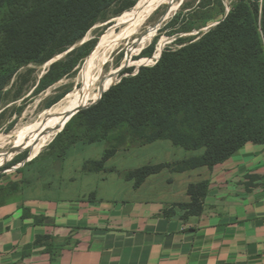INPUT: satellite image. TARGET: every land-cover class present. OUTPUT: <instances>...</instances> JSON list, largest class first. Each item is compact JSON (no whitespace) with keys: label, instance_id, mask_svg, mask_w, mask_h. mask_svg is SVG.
Masks as SVG:
<instances>
[{"label":"crops","instance_id":"obj_1","mask_svg":"<svg viewBox=\"0 0 264 264\" xmlns=\"http://www.w3.org/2000/svg\"><path fill=\"white\" fill-rule=\"evenodd\" d=\"M65 137L0 178V264H264V145L176 171L202 151L126 140L95 168L113 143Z\"/></svg>","mask_w":264,"mask_h":264},{"label":"trees","instance_id":"obj_2","mask_svg":"<svg viewBox=\"0 0 264 264\" xmlns=\"http://www.w3.org/2000/svg\"><path fill=\"white\" fill-rule=\"evenodd\" d=\"M114 1L0 0V91L20 67L44 62L79 41ZM135 1L128 0L127 8ZM79 113L87 123L75 140L113 143L95 168L130 137L202 151L176 163V171L212 168L248 142L264 145V0H240L197 41L164 50L153 67L122 77ZM121 127L122 134L110 136ZM164 166L142 167L128 177L137 187ZM204 188L188 187L193 202Z\"/></svg>","mask_w":264,"mask_h":264},{"label":"rangeland","instance_id":"obj_3","mask_svg":"<svg viewBox=\"0 0 264 264\" xmlns=\"http://www.w3.org/2000/svg\"><path fill=\"white\" fill-rule=\"evenodd\" d=\"M239 1L179 0L174 12L156 26L164 11V7L159 6L140 29L121 42L106 58L103 74L119 69L117 81L110 87L119 83L122 77L136 75L141 67H153L164 50H177L197 41L214 28L215 24H219L225 17V11L228 13ZM137 2L138 0L129 8L128 0L112 2L98 15L79 41L62 52L53 51L50 59L44 62L20 67L12 75L8 84L0 91V154L8 152L16 140L23 136L26 138L14 154L0 163V178L14 174L18 164L34 158L55 141L57 136L66 134L64 144L82 136L87 120L77 114L86 109L79 111L66 123V131L64 126L30 157L36 140L46 131L45 128L35 126L44 123L47 119L45 113L80 87V75L89 56L105 37L118 32L120 25L117 19L126 15ZM151 29L154 32L150 37ZM161 44L162 48L158 53L157 47ZM52 64H56L53 69ZM123 132L124 128L121 127L110 132V136ZM130 138L132 142L136 141L135 137Z\"/></svg>","mask_w":264,"mask_h":264},{"label":"bare ground","instance_id":"obj_4","mask_svg":"<svg viewBox=\"0 0 264 264\" xmlns=\"http://www.w3.org/2000/svg\"><path fill=\"white\" fill-rule=\"evenodd\" d=\"M178 1L179 0H138L126 15L117 19L120 29L117 33L105 37L89 56L88 62L80 75V87L75 92L68 94L60 104H56L54 108L51 107L52 109L45 113L47 119L44 123L35 126L45 128L46 131L36 140L30 156L34 155L39 148L52 139V136L62 128L63 124L75 111L97 102L101 94L116 83L119 69L103 74L104 62L114 49L140 29L148 20L151 13L161 6L164 7V11L162 18L156 23V26H159L162 20L165 17L167 19V16L175 10ZM153 32L154 29H151L150 37L153 35ZM161 48L162 44L157 47L158 53ZM156 57H158V54ZM27 135L28 133H26V136ZM25 138L26 137L23 136L16 140L14 146L8 152L0 154V163L7 160L17 151Z\"/></svg>","mask_w":264,"mask_h":264},{"label":"water","instance_id":"obj_5","mask_svg":"<svg viewBox=\"0 0 264 264\" xmlns=\"http://www.w3.org/2000/svg\"><path fill=\"white\" fill-rule=\"evenodd\" d=\"M226 14H227V11H225V16H226ZM215 25H217V24H215ZM107 90H105L103 93H105ZM103 93L101 94V96H100V98L98 99V101L96 102V103H94V104H91V105H89L88 107H86V108H83V109H79V110H77V111H75L68 119H67V121L63 124V126H62V128L65 126V124L75 115V114H77L79 111H81V110H84V109H88V108H90V107H92V106H94V105H96L99 101H100V99H101V97H102V95H103ZM23 163V162H22Z\"/></svg>","mask_w":264,"mask_h":264}]
</instances>
